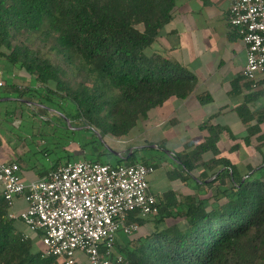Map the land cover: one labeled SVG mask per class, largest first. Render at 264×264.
Returning a JSON list of instances; mask_svg holds the SVG:
<instances>
[{
  "label": "trees",
  "instance_id": "trees-1",
  "mask_svg": "<svg viewBox=\"0 0 264 264\" xmlns=\"http://www.w3.org/2000/svg\"><path fill=\"white\" fill-rule=\"evenodd\" d=\"M176 2L0 0V59L33 79L40 100L62 114L71 130L78 121L80 128L95 131L106 143L108 138L124 139L151 111L170 99L185 100L193 92L195 79L188 71L152 50L147 52L171 24ZM36 43L53 44L50 51L67 63L78 58L95 83L89 85L83 78L74 82V76L48 52L35 47ZM17 92L22 98L29 89L21 87ZM62 102L71 109L65 111ZM38 105V115L46 116L43 102ZM237 113L249 125L244 146L257 140L255 148L262 157L259 168H249L240 176L219 157L221 130L208 128L210 137L204 144H188L184 153L170 156L176 168L167 174L171 182H180V187L194 179L200 193L195 196L176 188L154 195L158 214L131 219L139 226L138 232L127 237L124 248L115 245L123 264L264 262V134L260 130L264 108L250 115L244 105ZM140 152L128 156L126 151L123 156L127 159L119 160L104 149L88 160L85 156L80 159L107 164L100 158H114L115 166L142 164L157 169L155 163L138 155ZM208 153L213 156L210 161L205 160ZM199 169L202 172L197 174ZM9 212L0 196V264H61L47 257L42 246L34 247L32 238L41 245L40 233L26 236L16 227L20 222L9 219Z\"/></svg>",
  "mask_w": 264,
  "mask_h": 264
},
{
  "label": "crops",
  "instance_id": "crops-1",
  "mask_svg": "<svg viewBox=\"0 0 264 264\" xmlns=\"http://www.w3.org/2000/svg\"><path fill=\"white\" fill-rule=\"evenodd\" d=\"M232 2L233 0H177L171 24L163 30L157 42L152 46V52L179 64L195 79L193 92L188 98L185 100L170 99L162 107L151 111L135 129H138L137 139L140 138V142L136 145L131 144L134 146L128 148L123 144L117 151L123 155L130 150L147 151L141 156L158 166L155 169L154 179L149 181V191L152 184L160 187L166 184V187L157 193L150 191L153 196L176 188L187 190L195 196L200 193L197 188L198 183L194 179L180 187L178 184L180 182H171L167 174L176 168L170 156L184 153L188 144L194 146L204 144L210 137L208 128L221 130L217 143L219 157L226 159L234 166L240 176H244L249 168H259L261 165L262 157L255 148L258 145L257 140L252 141L250 146H244L243 138L249 125L244 124L237 109L245 105L250 115L261 112L264 108V80L260 82L256 90H253L241 79L245 64V46L237 31L227 23V15ZM1 68L3 64L0 62V72L3 74L4 81L3 92L0 94V105L8 103L13 107L14 112L1 108L0 123L6 117L14 121L15 112L19 111L20 105H27L29 110L37 111L35 114L39 116L37 105L43 99L40 100L38 85L33 79L20 74L18 70L10 68L6 71L8 69L5 67L4 70ZM21 87L29 89L28 93L22 94V98L17 92V89ZM259 93L262 95L257 96ZM27 96L35 100H32L31 104L27 103L24 100ZM39 118L51 123L48 118L41 116ZM251 125H255V122L253 121ZM260 130L264 134V123L260 125ZM40 131L39 129L37 132L39 140L35 145L37 153L43 150L41 146L44 147L46 143L42 137L43 132L40 135ZM8 133L3 129L0 132V159L4 163L18 164L19 176L24 183L41 180L40 176L43 174L82 161L79 159L73 163L69 161L63 163L58 156L49 157L48 154H44L47 167L42 165V169H37L34 164L24 169L22 163L32 154L28 151L23 155L17 154L14 151L16 147L13 146V139ZM149 133L155 135L156 142L147 143L145 141V135ZM188 134L195 137L188 141H184V138V142L177 143L181 141L182 136ZM195 138H198V141ZM212 158L211 153L205 155L206 161ZM200 172H202L201 169L197 171V174ZM25 208L24 201L17 199L12 212L18 214ZM127 241L119 237L116 244L124 248Z\"/></svg>",
  "mask_w": 264,
  "mask_h": 264
},
{
  "label": "built area",
  "instance_id": "built-area-1",
  "mask_svg": "<svg viewBox=\"0 0 264 264\" xmlns=\"http://www.w3.org/2000/svg\"><path fill=\"white\" fill-rule=\"evenodd\" d=\"M245 46L241 79L256 90L264 80V0H233L227 15ZM4 87L0 72V88ZM151 166H112L80 161L60 167L41 180L24 183L16 163L0 159V196L9 219L29 233H40L47 257L61 264H123L116 252L118 234L138 232L131 219L153 218L157 200L149 191ZM17 199L26 205L14 214Z\"/></svg>",
  "mask_w": 264,
  "mask_h": 264
},
{
  "label": "rangeland",
  "instance_id": "rangeland-1",
  "mask_svg": "<svg viewBox=\"0 0 264 264\" xmlns=\"http://www.w3.org/2000/svg\"><path fill=\"white\" fill-rule=\"evenodd\" d=\"M35 47L39 48L42 52H48L51 59L58 64L62 69H64L70 76H74V82L77 80H86L89 85L92 83H95L94 77L92 74H90L87 69L83 66L82 62L78 58H72L68 63L65 61V59L61 56H57L54 52L50 51V48L52 47L53 44L50 45H45V44H34ZM152 49L147 50L148 53L151 52ZM1 64H3L2 70L8 69L6 71H9L10 68L14 70H18L15 67L10 66L6 61L0 59ZM2 66V65H1ZM76 69V70H75ZM77 71V72H75ZM78 74V78H76L75 74ZM73 82V81H71ZM17 83V82H16ZM10 85V81L8 83ZM3 92V89L0 88V94ZM37 95V94H36ZM24 100L27 103L31 104L32 100H35L31 96H27L24 98ZM43 106L41 108H44L46 110L47 115L42 116L45 119H49L51 122L50 124L47 121H42L40 120L39 116H37L35 113L37 111H34L33 109L29 110V107L27 105H20L19 106V111L15 112V120L13 121L12 118L7 119V117L0 123V132L1 130H6L9 133V136L12 137L13 141V146L15 148V152L17 154L23 155L26 151L32 154V156L25 160L22 163V166L24 169H27L28 167L34 166L37 169H42V165L44 167L46 166V158H44V154H48L50 157L58 156V158H61V161L65 163V161H69L71 163L78 161L80 157L85 156V160H88L90 156H96L99 153H102L103 150L105 149L100 145V142L103 143L106 147L113 151H118L119 148L123 144H125V147L128 148L130 146H134L140 142V138L137 139L138 136V129L133 131L131 136L124 138V139H111L108 138L107 142L105 140H102L98 138L95 135V131L91 132H86L88 131L87 129L83 130L80 128V122H74V128L71 130L67 125L66 122L64 121L63 117L56 114L57 111L54 110L52 105L45 101L42 100ZM55 103V102H54ZM57 103V102H56ZM39 106V105H37ZM60 106L65 110L68 111L71 109V107H68L65 103H60ZM6 109L8 112H14L13 107H11L10 104L4 103L3 105H0V109ZM1 112V111H0ZM162 114L164 111H160ZM38 114V113H37ZM56 114V115H55ZM61 119V120H60ZM65 122V123H64ZM65 125L67 126V129H65ZM40 131V135H42L43 132V139L46 142L44 147L41 146V151L38 153L36 152V142L39 140V136L37 134L38 130ZM81 129V130H79ZM85 131V132H84ZM95 132V133H94ZM4 140H6L5 136ZM8 137V136H7ZM195 136L192 134L184 135L180 138L181 141H177L178 144H181L184 141H188L190 139H193ZM185 140L183 141V139ZM11 139V138H10ZM135 139H137L135 141ZM145 141L147 143H153L156 142V137L154 134L149 133L145 135ZM198 138H195L196 141ZM8 140V139H7ZM129 140H132L129 142ZM130 144V145H129ZM134 144V145H131ZM13 147V148H14ZM149 152V151H148ZM147 151L144 150V152H140L138 155L141 156V154H146ZM102 162H105L109 165L115 166L116 162L114 158L106 159V157H101L100 158ZM81 160V159H80ZM36 161V162H35ZM155 177V174L151 175L148 177V181H152ZM160 187L157 184H152L150 187V191L152 193H157L158 191L164 189L166 187V184L161 185ZM17 229L21 232H23L26 236L31 237L32 234L29 233V230L22 224L18 223L16 225ZM124 238L127 240V237L121 232L118 234V239ZM32 242L34 247L37 249L41 248V245H39L38 240L35 238H32ZM82 264H87V262L84 260Z\"/></svg>",
  "mask_w": 264,
  "mask_h": 264
},
{
  "label": "water",
  "instance_id": "water-1",
  "mask_svg": "<svg viewBox=\"0 0 264 264\" xmlns=\"http://www.w3.org/2000/svg\"><path fill=\"white\" fill-rule=\"evenodd\" d=\"M60 116H63L62 114H59V113H56ZM65 122L67 124V126L70 128V125H69V121L67 119H65ZM71 129V128H70ZM81 130V129H79ZM92 132V130H90ZM95 133V132H94ZM95 135L98 137V138H101L99 134L95 133ZM103 144V143H102ZM104 148L107 150V152L109 154H111L112 156H114L115 158L119 159V160H126L128 156H130L135 150H130V152L128 153V156L127 157H124L123 154L121 152H117V151H113L111 149H109L108 147H106L105 145H103Z\"/></svg>",
  "mask_w": 264,
  "mask_h": 264
},
{
  "label": "flooded vegetation",
  "instance_id": "flooded-vegetation-1",
  "mask_svg": "<svg viewBox=\"0 0 264 264\" xmlns=\"http://www.w3.org/2000/svg\"><path fill=\"white\" fill-rule=\"evenodd\" d=\"M56 115V114H55Z\"/></svg>",
  "mask_w": 264,
  "mask_h": 264
}]
</instances>
